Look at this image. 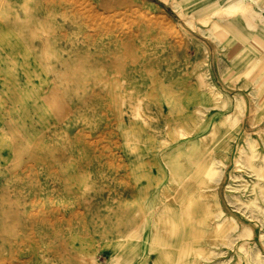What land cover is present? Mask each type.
I'll return each instance as SVG.
<instances>
[{"label":"rangeland","instance_id":"1","mask_svg":"<svg viewBox=\"0 0 264 264\" xmlns=\"http://www.w3.org/2000/svg\"><path fill=\"white\" fill-rule=\"evenodd\" d=\"M230 1L0 0V264H264V25Z\"/></svg>","mask_w":264,"mask_h":264},{"label":"bare ground","instance_id":"2","mask_svg":"<svg viewBox=\"0 0 264 264\" xmlns=\"http://www.w3.org/2000/svg\"><path fill=\"white\" fill-rule=\"evenodd\" d=\"M254 2L255 0H231L226 5L221 6L220 10L225 7V17L223 18L253 29L256 28L255 23L264 25V14L258 9L255 10L254 4L256 3ZM239 118V112L235 110L224 118H219L217 127L210 131L209 141L218 136L214 142V145L219 149L218 153H222V150H227L230 143L234 140L235 134L240 127ZM216 133L218 134L217 136Z\"/></svg>","mask_w":264,"mask_h":264}]
</instances>
